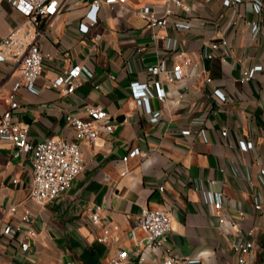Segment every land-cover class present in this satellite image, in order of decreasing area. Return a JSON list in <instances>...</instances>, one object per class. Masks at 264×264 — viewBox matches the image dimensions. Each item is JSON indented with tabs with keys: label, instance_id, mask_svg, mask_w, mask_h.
<instances>
[{
	"label": "crops",
	"instance_id": "crops-1",
	"mask_svg": "<svg viewBox=\"0 0 264 264\" xmlns=\"http://www.w3.org/2000/svg\"><path fill=\"white\" fill-rule=\"evenodd\" d=\"M91 1L65 0L51 17V35L42 43L41 91L20 89L22 103L16 118L30 125L34 142L50 136L73 138L67 115L86 117L88 105L107 109L115 128L96 142H82L83 170L71 188L45 204L29 196L30 157L20 161L13 155V145L4 143L0 148V264H65L68 260L106 264L119 246L133 244L128 232L144 205L169 208L173 228L167 239L173 253L205 254L207 264H240L232 247L238 229L221 231L217 215L202 200L203 189L224 192L222 212L231 220L244 211L240 228L246 236L255 234L258 242L252 264H264V206L257 210L253 201L255 194L264 195L258 175L259 159L264 165V70L242 79L245 70L264 62V21L260 32L254 33L251 24L257 16L249 0L231 7L223 0H182L190 6V27L170 22L150 28L138 9L151 4L160 14L174 0H127L117 8L104 2L96 16L89 12ZM173 6L174 17L187 14L182 6ZM23 19L3 0L0 38ZM171 38L177 47L183 45L192 64L182 79L164 84L166 112L155 121L134 101L130 82L153 79L148 66L158 61L170 68L177 62L176 50L168 48ZM221 38L229 40L227 51L219 48L212 59L205 58L212 50L209 42ZM73 62L90 65L94 76L70 94L46 85ZM203 66L212 82L200 72ZM20 74V66L0 61V93L11 91ZM215 87L229 99L219 100ZM150 102L153 109L161 107L157 98ZM4 108L0 103V114ZM201 119L215 126L207 131V141L180 132ZM224 127L227 136L221 135ZM241 138L253 140L254 146L242 150ZM135 146L147 155L130 157L129 171L121 174V157ZM236 162L242 175L234 169ZM13 177L20 181L15 183ZM14 204L17 211L10 210ZM94 204H104L108 220L120 224L119 243L110 246L95 239L88 210ZM23 209H30L36 231L26 250L19 232L12 237L2 234V227L18 221ZM137 235L142 237L143 230L137 229Z\"/></svg>",
	"mask_w": 264,
	"mask_h": 264
},
{
	"label": "built area",
	"instance_id": "built-area-1",
	"mask_svg": "<svg viewBox=\"0 0 264 264\" xmlns=\"http://www.w3.org/2000/svg\"><path fill=\"white\" fill-rule=\"evenodd\" d=\"M0 0V11L2 10ZM23 16L20 24L15 25L10 31L0 38V61H9L20 66L21 74L13 82L12 90L6 94L0 93V103L5 104L0 114V148L4 143L13 145L14 157L23 159L29 156L32 163V183L29 196L38 204H45L48 201L60 196L71 188L73 180L84 168V157L82 142H96L103 133H110L114 130L115 124L112 114L102 105H88L86 117L69 113L67 122L74 130L73 138L46 137L34 142L30 134V125L23 123L16 118V111L19 109L22 98L19 91L22 87L28 88L34 93H40L41 86L38 81L44 67L45 53L42 43L51 35V17L60 11L65 0H7ZM127 0H93L89 3V12L98 15L104 2L112 4L115 8L124 6ZM246 0H223L226 6H236ZM252 4V11L257 16L252 21L254 33H259L264 21V0H249ZM177 6H182L187 12L186 15L174 17V4H169L158 14L151 4L144 5L138 9V13L146 20L147 27L153 28L163 26L170 22L180 27H190L191 22L190 6L182 0H174ZM212 50L207 52L205 58L212 59L214 51L222 48L227 51L229 40H211L209 42ZM168 48L175 49L173 53L177 62L170 68L163 61L148 66V71L153 79L141 81L133 79L130 82L131 93L134 101L141 105L143 112L153 120H160L166 112L167 91L165 83L182 79L188 67L192 64L191 58L185 56L183 45H177L172 38L169 40ZM226 58L225 55L222 56ZM264 70V62L258 63L243 73L242 79L253 77L258 71ZM207 82H212L206 66L200 70ZM94 71L90 65L82 62H73L64 67L54 78H51L46 85L58 89L62 94L74 93L85 79H91ZM216 97L221 101H227L228 95L221 88L213 90ZM157 98L161 107L153 109L151 99ZM173 120V117H171ZM196 125L186 127L180 132L183 135L197 137L203 141L208 140V130L215 128L212 121L198 120ZM228 129L222 128L221 135L227 136ZM238 145L242 150L248 151L254 146L253 140L241 138ZM135 155L146 156L147 151L139 146L131 148L121 157L124 168L121 174L129 171V158ZM258 175L264 186V165L259 159ZM234 169L241 175L244 173L240 163L236 162ZM106 174H104L105 176ZM245 176L251 179L248 173ZM15 183L19 182L18 177H13ZM163 191L164 185L160 186ZM202 200L210 211L217 215L219 227L222 232L228 233L232 228L238 229L239 238L233 241L232 247L238 257L240 264H252L257 250L258 242L255 234L246 236L240 228L241 220L244 218V211L240 210L239 218L230 219L222 212L224 206V192L202 190ZM254 207L261 210L264 206V195L257 193L253 198ZM11 211L18 210V204L10 206ZM90 224L95 239L107 245H115L120 242L121 226L115 221L107 218L108 208L104 204H94L89 208ZM172 216L169 208L151 207L144 205L138 214L136 225L128 232V237L133 241L130 246H119L112 254L106 264H207L208 258L205 254H175L168 245L167 235L172 230ZM137 229L144 232L142 237L137 235ZM19 232L21 247L26 250L30 246L29 238L36 234L33 226V218L30 209H23L20 219L16 222H8L2 227V234L14 236ZM86 240H88L86 238ZM65 264H75L74 260H68Z\"/></svg>",
	"mask_w": 264,
	"mask_h": 264
}]
</instances>
